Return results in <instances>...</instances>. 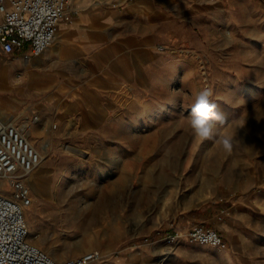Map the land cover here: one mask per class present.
<instances>
[{
	"label": "rangeland",
	"instance_id": "374dc122",
	"mask_svg": "<svg viewBox=\"0 0 264 264\" xmlns=\"http://www.w3.org/2000/svg\"><path fill=\"white\" fill-rule=\"evenodd\" d=\"M123 8L141 34L151 8L172 28L143 42L136 62L121 51L91 55L58 25L28 61L0 50V119L25 128L43 155L25 180L28 240L57 260L98 250L97 264L176 256L227 264L222 249L188 232L202 212L264 193V0H69L61 23ZM205 88L224 114L217 137L232 139L231 152L190 126ZM259 243L249 264H264V237Z\"/></svg>",
	"mask_w": 264,
	"mask_h": 264
},
{
	"label": "built area",
	"instance_id": "2783aa9c",
	"mask_svg": "<svg viewBox=\"0 0 264 264\" xmlns=\"http://www.w3.org/2000/svg\"><path fill=\"white\" fill-rule=\"evenodd\" d=\"M69 0H0V50L24 61L38 56L54 40L56 26L69 20ZM160 49V48H159ZM43 159L12 121L0 119V264H97L101 254L91 250L74 258L57 260L28 240L25 210L31 203L27 175ZM223 210L221 213L223 214ZM221 215L219 216V218ZM191 241L224 249L226 242L214 228L195 224Z\"/></svg>",
	"mask_w": 264,
	"mask_h": 264
},
{
	"label": "crops",
	"instance_id": "0c3cea01",
	"mask_svg": "<svg viewBox=\"0 0 264 264\" xmlns=\"http://www.w3.org/2000/svg\"><path fill=\"white\" fill-rule=\"evenodd\" d=\"M121 2V1H119ZM118 2V3H119ZM117 5V4H115ZM123 10H105L100 16L83 13L72 22L69 26L59 22L57 30L62 32V35H67L71 38L83 39L85 48L91 55L122 53L130 55L132 62L137 60L141 51L143 42L155 41V32L161 27L165 30H171L170 22H167L162 17L160 9L151 8L148 12V17L145 18L143 34L139 31L137 17L121 14ZM2 15L0 13V21ZM160 20L162 23H157ZM99 25L97 31L94 25ZM84 26L81 32H75L80 26ZM52 51H56V47H51ZM136 62V61H135ZM222 209L213 208L212 214L202 212L200 217L196 219L197 223L216 229L224 238L226 247L222 252V261L227 264H249L254 255H260L259 251H255L252 245L259 247V239H261V227L259 224L264 222V193L254 195L244 194L238 195L233 199V203L229 210L224 214ZM218 212V213H217ZM221 213V217L217 215ZM256 219L258 227H252V219ZM255 240L251 244V240ZM133 263H136L135 260ZM112 264V263H111ZM114 264H127L126 262H118ZM166 264H187L180 256H176L169 260Z\"/></svg>",
	"mask_w": 264,
	"mask_h": 264
},
{
	"label": "clouds",
	"instance_id": "9594fccd",
	"mask_svg": "<svg viewBox=\"0 0 264 264\" xmlns=\"http://www.w3.org/2000/svg\"><path fill=\"white\" fill-rule=\"evenodd\" d=\"M211 89L205 88L199 91L189 111L190 126L195 136L202 140H217L223 148L231 152L233 149L230 137H217V122L225 123V117L217 103L211 100Z\"/></svg>",
	"mask_w": 264,
	"mask_h": 264
},
{
	"label": "bare ground",
	"instance_id": "6f19581e",
	"mask_svg": "<svg viewBox=\"0 0 264 264\" xmlns=\"http://www.w3.org/2000/svg\"><path fill=\"white\" fill-rule=\"evenodd\" d=\"M22 131L25 132L27 134V132L25 131V128H22ZM70 150L74 151L75 153H78V154H82L84 153L83 150L77 148V147H70L69 148ZM27 209V208H26ZM25 213H26V210H25Z\"/></svg>",
	"mask_w": 264,
	"mask_h": 264
}]
</instances>
